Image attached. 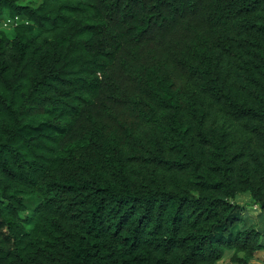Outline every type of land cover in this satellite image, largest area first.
<instances>
[{
  "label": "trees",
  "instance_id": "obj_1",
  "mask_svg": "<svg viewBox=\"0 0 264 264\" xmlns=\"http://www.w3.org/2000/svg\"><path fill=\"white\" fill-rule=\"evenodd\" d=\"M0 17V264L264 262V0Z\"/></svg>",
  "mask_w": 264,
  "mask_h": 264
},
{
  "label": "rangeland",
  "instance_id": "obj_2",
  "mask_svg": "<svg viewBox=\"0 0 264 264\" xmlns=\"http://www.w3.org/2000/svg\"><path fill=\"white\" fill-rule=\"evenodd\" d=\"M11 30V29H10ZM10 30H6V34L8 35V36H10L11 35V33H12V31H10ZM248 202V203H247ZM236 203H238V204H241V205H245L246 203L249 205L248 206V217H250L249 218V220L250 221H252L253 223L255 222V220H254V218L252 217V215L253 214H255L256 213V210H254V208L252 209V206L250 205V198H248V196H241V197H238L237 199H236ZM247 215V214H246ZM259 219V221H260V217L258 218ZM262 222V221H261ZM258 226L261 228L262 227V223H259L258 224ZM229 258H230V254L229 253H227L226 254V256L218 263V264H232L230 261H229ZM257 261H259V260H257ZM252 264H254V263H252ZM258 264H261L260 263V261L258 262Z\"/></svg>",
  "mask_w": 264,
  "mask_h": 264
},
{
  "label": "built area",
  "instance_id": "obj_3",
  "mask_svg": "<svg viewBox=\"0 0 264 264\" xmlns=\"http://www.w3.org/2000/svg\"><path fill=\"white\" fill-rule=\"evenodd\" d=\"M27 22L19 17H0V30H10L17 27L20 23Z\"/></svg>",
  "mask_w": 264,
  "mask_h": 264
},
{
  "label": "crops",
  "instance_id": "obj_4",
  "mask_svg": "<svg viewBox=\"0 0 264 264\" xmlns=\"http://www.w3.org/2000/svg\"><path fill=\"white\" fill-rule=\"evenodd\" d=\"M240 197H241V196H240ZM247 203H248V202H247ZM247 203H246V204H247ZM253 208H254V210H256V213H255V214H253V215H252V217H253V218H254V220H255V222H254V223L258 225V224H259V219H258V218H259V217H258V214H259V212H258V210L256 209V207H255V206H254V207H252V209H253ZM258 262H259V261H257V260H253V261H251V263H250V264H252V263H254V264H258ZM260 263H261V264H264V262H261V261H260Z\"/></svg>",
  "mask_w": 264,
  "mask_h": 264
}]
</instances>
